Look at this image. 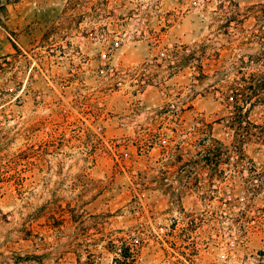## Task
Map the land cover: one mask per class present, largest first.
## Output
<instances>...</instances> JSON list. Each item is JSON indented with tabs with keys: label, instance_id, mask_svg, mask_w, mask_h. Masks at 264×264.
I'll list each match as a JSON object with an SVG mask.
<instances>
[{
	"label": "rangeland",
	"instance_id": "obj_1",
	"mask_svg": "<svg viewBox=\"0 0 264 264\" xmlns=\"http://www.w3.org/2000/svg\"><path fill=\"white\" fill-rule=\"evenodd\" d=\"M0 264H264V0H0Z\"/></svg>",
	"mask_w": 264,
	"mask_h": 264
},
{
	"label": "trees",
	"instance_id": "obj_2",
	"mask_svg": "<svg viewBox=\"0 0 264 264\" xmlns=\"http://www.w3.org/2000/svg\"><path fill=\"white\" fill-rule=\"evenodd\" d=\"M125 259H128V257H131L132 258V256H127V255H124L123 256Z\"/></svg>",
	"mask_w": 264,
	"mask_h": 264
}]
</instances>
